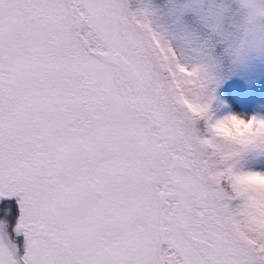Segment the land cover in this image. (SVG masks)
<instances>
[{"label":"snow or ice","instance_id":"1","mask_svg":"<svg viewBox=\"0 0 264 264\" xmlns=\"http://www.w3.org/2000/svg\"><path fill=\"white\" fill-rule=\"evenodd\" d=\"M0 264H264V0H0Z\"/></svg>","mask_w":264,"mask_h":264},{"label":"clouds","instance_id":"2","mask_svg":"<svg viewBox=\"0 0 264 264\" xmlns=\"http://www.w3.org/2000/svg\"><path fill=\"white\" fill-rule=\"evenodd\" d=\"M245 125L239 122L231 121L228 122L226 125L222 126L221 131L225 134L236 135L240 131H245Z\"/></svg>","mask_w":264,"mask_h":264}]
</instances>
